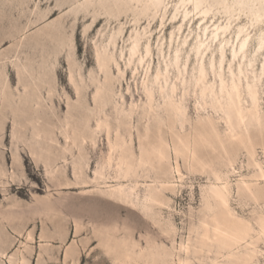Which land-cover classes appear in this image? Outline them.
Masks as SVG:
<instances>
[{
  "label": "rangeland",
  "instance_id": "374dc122",
  "mask_svg": "<svg viewBox=\"0 0 264 264\" xmlns=\"http://www.w3.org/2000/svg\"><path fill=\"white\" fill-rule=\"evenodd\" d=\"M196 2L0 0V264H223L224 183L256 226L264 0Z\"/></svg>",
  "mask_w": 264,
  "mask_h": 264
},
{
  "label": "bare ground",
  "instance_id": "6f19581e",
  "mask_svg": "<svg viewBox=\"0 0 264 264\" xmlns=\"http://www.w3.org/2000/svg\"><path fill=\"white\" fill-rule=\"evenodd\" d=\"M137 3L145 4L146 8H150L151 6H155L158 8L159 6L164 4L165 0H135ZM196 8L199 7L200 0H196ZM207 13V11H204ZM224 29L227 26L222 27ZM248 37L244 38L242 41V47L246 45ZM135 48V46L133 47ZM97 60L100 67H106L107 61L103 54L98 52ZM202 75H204V66H201ZM71 79L73 80V75L71 74ZM166 111L177 114L182 111V104L178 103L172 96L168 98L165 102ZM236 106V105H234ZM239 113H242V109L237 107ZM185 136H179V143H185ZM142 147L144 145L142 144ZM160 155L164 156V151L162 148L158 150ZM175 151L181 152L182 148L180 145H176ZM121 163L126 166V171L129 172L133 167L134 163L132 158L128 159L127 157H121ZM177 171L180 172L177 167ZM261 176L264 178V168L261 167ZM164 186V185H163ZM247 186L249 184L247 183ZM118 192L126 197L131 198V195L134 190L130 192H126L122 187L117 188ZM214 198L216 200L218 215L215 219V232L216 239L218 244L222 249H225L228 253L227 259L223 264H256L255 262L259 261L258 249L256 247V242L260 239H264V215L259 216L256 221V226L247 222L239 217H237L230 207L229 194L230 189L228 183H224L221 185H216L213 188ZM254 194V192H253ZM162 191L155 185H149V194L147 197V204L162 203ZM261 196L260 193L255 194V197L258 198ZM244 247L243 250L241 247ZM237 249V250H236ZM188 264V262H187Z\"/></svg>",
  "mask_w": 264,
  "mask_h": 264
}]
</instances>
